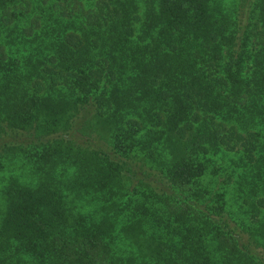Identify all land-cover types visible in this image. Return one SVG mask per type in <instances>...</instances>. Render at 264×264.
Instances as JSON below:
<instances>
[{"label":"trees","instance_id":"1","mask_svg":"<svg viewBox=\"0 0 264 264\" xmlns=\"http://www.w3.org/2000/svg\"><path fill=\"white\" fill-rule=\"evenodd\" d=\"M0 264H264V0H0Z\"/></svg>","mask_w":264,"mask_h":264},{"label":"rangeland","instance_id":"2","mask_svg":"<svg viewBox=\"0 0 264 264\" xmlns=\"http://www.w3.org/2000/svg\"><path fill=\"white\" fill-rule=\"evenodd\" d=\"M232 188L233 187H231L230 185H229V188H227V193L229 192L227 194V199H230V197L232 196V193H233ZM230 203H231L230 209L233 212L236 211V215L230 213L229 208H228V210L225 211L224 216L230 217L231 221H233L238 227H240V225H239L240 222L238 221V218L244 219V220H246V222H249L248 215L244 214L241 209H238L239 203H234L232 201H230Z\"/></svg>","mask_w":264,"mask_h":264}]
</instances>
